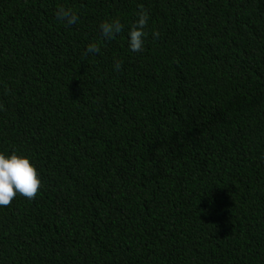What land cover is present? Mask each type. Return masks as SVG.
Instances as JSON below:
<instances>
[{"label": "trees", "instance_id": "16d2710c", "mask_svg": "<svg viewBox=\"0 0 264 264\" xmlns=\"http://www.w3.org/2000/svg\"><path fill=\"white\" fill-rule=\"evenodd\" d=\"M0 104L42 181L0 207V264H264V0H0Z\"/></svg>", "mask_w": 264, "mask_h": 264}, {"label": "clouds", "instance_id": "9594fccd", "mask_svg": "<svg viewBox=\"0 0 264 264\" xmlns=\"http://www.w3.org/2000/svg\"><path fill=\"white\" fill-rule=\"evenodd\" d=\"M136 20L126 32V44L130 52H141L145 47V40L148 36L146 27L149 22V13L142 5H138ZM56 20L65 26H72L77 23L78 14L70 7L60 6L55 11ZM101 36L106 40H112L119 35L124 26L118 17L107 19L99 24ZM155 38L159 35L157 30L151 33ZM99 41L93 40L86 46V54L100 52ZM113 68L119 71L121 62L115 60ZM3 104H0V111H3ZM31 158L24 154L12 151L9 154L0 151V207L8 206L16 195H22L32 199L42 185L38 170Z\"/></svg>", "mask_w": 264, "mask_h": 264}]
</instances>
